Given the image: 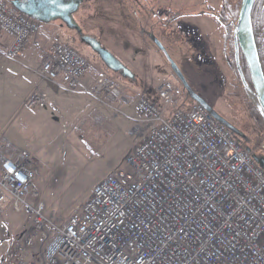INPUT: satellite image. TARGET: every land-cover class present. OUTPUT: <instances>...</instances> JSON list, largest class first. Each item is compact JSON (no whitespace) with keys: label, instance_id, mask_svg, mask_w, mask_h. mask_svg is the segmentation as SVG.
<instances>
[{"label":"built area","instance_id":"1","mask_svg":"<svg viewBox=\"0 0 264 264\" xmlns=\"http://www.w3.org/2000/svg\"><path fill=\"white\" fill-rule=\"evenodd\" d=\"M41 23L0 0V53L18 60L27 45L42 50L40 75L74 93L112 105L125 101L105 75L84 87L88 61L58 37L42 42ZM158 103L145 94L131 101L147 124L125 167L93 187L79 210L56 227L44 204L32 202L36 171L30 151L0 131V221L5 209L33 214L32 225L54 234L40 258L23 260L32 237L16 245L12 264H264V163L238 142L204 106L184 103L170 80ZM47 103L37 91L25 106ZM138 118V117H137ZM258 158L264 161V141Z\"/></svg>","mask_w":264,"mask_h":264},{"label":"rangeland","instance_id":"2","mask_svg":"<svg viewBox=\"0 0 264 264\" xmlns=\"http://www.w3.org/2000/svg\"><path fill=\"white\" fill-rule=\"evenodd\" d=\"M186 6L184 0H98L96 12L78 23L82 32L123 63L129 62L130 67H134L131 62L135 63L131 83L106 68L86 42L71 39L58 30V39L84 57L89 69L100 65V70L119 86L128 102L110 105L91 95L86 98L63 89L54 106L30 110L18 99L0 97V131L17 146L27 148L33 158L35 194L30 200L43 202L44 216L57 228L81 208L99 180L125 167L127 154L147 132V124L133 110L131 101L135 97L154 93L161 82L170 80L181 87L184 102H189L165 54L153 44V36L165 46L195 94L228 121L237 126L242 123L241 112L246 106L241 88L235 86L233 72L218 62L224 63L218 50L211 57L207 43L201 46L203 50L198 45L199 34L203 41L206 37L199 28L202 20L213 24L212 20L208 16L202 20L199 16L181 17L172 24L173 29L160 21L186 10ZM188 8L197 10L199 4L191 3ZM236 138L244 142L240 136ZM32 220L33 214L28 211L5 209L0 221V264L16 262L15 248L24 235L31 236L33 244L21 255L22 259L40 258L56 228L36 229Z\"/></svg>","mask_w":264,"mask_h":264},{"label":"water","instance_id":"3","mask_svg":"<svg viewBox=\"0 0 264 264\" xmlns=\"http://www.w3.org/2000/svg\"><path fill=\"white\" fill-rule=\"evenodd\" d=\"M254 2L255 0H241L240 2L237 19L233 23L234 56L243 90L253 106L264 118V72L256 46L251 16ZM9 3L20 12L40 22L55 23L60 21L70 29H76L78 32L82 31L79 24L73 19V14L79 9V0H9ZM81 40L86 42L91 51L98 57V60L110 71L124 78L134 79L135 76L131 69L110 51L102 47L96 39L85 36ZM153 43L165 54L167 63H169L171 71L187 93L189 102L201 104L219 123L223 124L227 129L238 133L234 126L189 88L182 71L169 56L161 41L153 36ZM241 54L252 86H250L245 76L241 63ZM189 102L186 101L184 103ZM248 150L251 151L250 149ZM253 157L260 164L264 163L263 159L257 157V154L253 153Z\"/></svg>","mask_w":264,"mask_h":264},{"label":"flooded vegetation","instance_id":"4","mask_svg":"<svg viewBox=\"0 0 264 264\" xmlns=\"http://www.w3.org/2000/svg\"><path fill=\"white\" fill-rule=\"evenodd\" d=\"M6 1L9 2V0ZM97 2L98 0H79V9L77 10V12L73 14V19L75 20V22L78 24L80 21H83L87 15L94 14L96 12L95 4ZM240 2L241 0H217V3L216 1L212 2L210 0H184V5L185 3L187 4L186 10H188L187 11L188 13L194 14L193 16H199L200 19L205 18V16H208L213 22V24H211L210 21L207 22L204 21L205 19L203 20L201 19L202 20L201 26L203 28L201 26H199V28L203 29L204 33H206V37H204L205 40L203 41L201 35L199 34L198 45L200 46V49L203 50L204 48H201V46L204 44V42L205 44L207 43L206 50H208V54H211V57L216 55L215 51L218 50V53L221 55L220 57L221 59H223L224 63H222V61L219 60L218 62H220L223 68L227 67L233 72L235 77V86L238 85L241 88L243 92L242 99L244 100L245 103L244 105L246 106V108L241 112L244 118L242 123L239 124L238 126L228 121L226 118L225 119L232 126H234L236 130H238V133L230 130L233 137L239 142L240 139L236 137L240 136L242 139H244V142H240V143L246 149L251 150V148L264 135V118L260 115L258 110L250 102L248 96L245 94L235 65L233 23L237 19ZM191 3H198L199 8L197 10L189 9L188 6ZM186 10L181 11L180 13L184 14ZM251 16H252V26H253L256 46L258 49L259 57L264 72V0H255L252 8ZM178 18H181V16H179ZM178 18H177V14L173 13V15L167 17L166 19L164 18L160 19V21L163 25H170V27H172L173 29L175 25L172 24ZM58 22H59L57 24L58 29L62 30L63 32H66L71 39L81 41L82 37L89 36L88 34L82 31L78 32L76 29L68 28L64 23L60 21ZM215 59L218 58L215 57ZM241 63L245 76L248 80V83L250 84V86H252L242 54H241ZM134 68H137L136 65ZM143 68H147V67H143ZM139 69L142 70V67H140ZM144 70L145 69H143L142 71ZM131 71L133 73L132 69ZM120 78H122L124 82L127 80H128L127 82L129 83L134 81V79L124 78L122 76H120ZM229 83L230 82L227 81V84Z\"/></svg>","mask_w":264,"mask_h":264},{"label":"crops","instance_id":"5","mask_svg":"<svg viewBox=\"0 0 264 264\" xmlns=\"http://www.w3.org/2000/svg\"><path fill=\"white\" fill-rule=\"evenodd\" d=\"M42 28L44 29L41 36L42 42H45L46 39L48 38L56 39L55 37H59L58 35L59 29L56 22L51 23L50 25L48 24L42 25ZM9 42H10L9 36L1 32L0 49H4L5 47H7ZM128 60L131 62V57ZM41 62H42V50L35 49L31 45H27L20 58L16 61L10 60L0 53V97L6 100H9V98H14L16 100L18 99V101H21L22 105L25 106L28 97L31 94L40 91L45 94L47 99V103L44 107L54 106L59 100L61 91L63 89L64 90L67 89L58 85L51 87L46 82L47 80L41 78L42 77L40 75ZM128 63H124V64H126L129 68L134 70L135 63L131 62L134 67H130L129 66L130 64ZM91 67L93 68V70L88 68L86 74L82 78V85L84 87H92L97 75L104 74L100 70V65L91 66ZM77 94H80L83 97L85 96L86 98L89 97V95L84 93L77 92ZM145 95L151 98L152 100H154L156 103L159 102L155 92L154 93L145 92ZM33 110H39V109H33Z\"/></svg>","mask_w":264,"mask_h":264},{"label":"trees","instance_id":"6","mask_svg":"<svg viewBox=\"0 0 264 264\" xmlns=\"http://www.w3.org/2000/svg\"><path fill=\"white\" fill-rule=\"evenodd\" d=\"M175 14H177V18L179 17V16H181V17H185V16H193L194 14H190V13H188L187 11L184 13V14H181L180 12L179 13H175ZM151 99V98H150ZM152 100V99H151ZM152 101H154V100H152ZM155 102V101H154ZM192 103V102H191ZM96 123H98L99 125H100V122L99 121H96ZM263 141H264V135L260 138V140H258V142L251 148V151L252 150H255V151H257L258 153L257 154H259L260 152H261V144L263 143ZM252 152H254V151H252Z\"/></svg>","mask_w":264,"mask_h":264}]
</instances>
